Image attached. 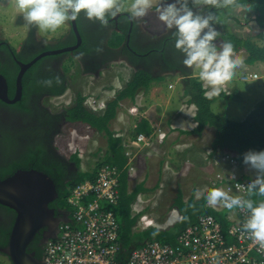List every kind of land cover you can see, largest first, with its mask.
I'll list each match as a JSON object with an SVG mask.
<instances>
[{"label": "trees", "instance_id": "trees-1", "mask_svg": "<svg viewBox=\"0 0 264 264\" xmlns=\"http://www.w3.org/2000/svg\"><path fill=\"white\" fill-rule=\"evenodd\" d=\"M2 1L4 0H0V3ZM188 6L196 14L206 15L209 12L213 14L214 20L212 24L213 26L216 25L218 28V36L216 37L218 49L223 41H231L234 52H243L245 54V63L247 65L254 66L257 64H264V0H231L230 3L222 7H213L206 3L205 0H188ZM236 9L246 14L247 22H251L255 25L256 34L254 36L239 37L231 32L228 26V20L234 21L237 24H239L238 22L240 20L237 15L232 17L231 12ZM17 23L27 24L23 16L17 17ZM78 25L83 38V32L79 22ZM27 26L30 30L26 42L34 41L37 38L36 33L38 28L34 25L27 24ZM174 32L175 30L168 36L167 45L164 43L158 48L159 50L164 46H169L171 52L182 54L181 51L177 50L175 47L176 37ZM68 41H70L71 45L76 43V36L73 32L69 36ZM94 42H96L94 38L89 40L88 45H85L83 41L79 51L86 54L91 50H96L98 44L95 45ZM120 44L119 42L118 45L113 47H117ZM14 53H16L15 50L11 48L7 42L0 48V73L7 78L10 98L14 96L15 79L18 72V63L16 64L13 59ZM34 55L36 56L37 53H34ZM34 55L28 61H24L22 56H19V60L22 62H29L35 57ZM53 59L54 57L52 56L41 59L30 70L26 71L23 77V98L20 102L14 105H7L0 101V108L20 110L23 112L21 117L23 118L24 126L28 128L27 133L23 136V144L21 145L23 152H21L18 157L16 154L15 157L12 158L11 164L8 166L7 170L0 169V179L13 175L19 169H36L44 172L54 181L59 194L58 199L50 203V208L64 209L66 217L71 218V208L67 203V198L71 190L86 180H93L96 170L94 172L79 171L77 175H69L66 164L62 162L60 158L51 155L46 145L38 138L42 134L40 131L43 130V123L50 126V119H54L60 123L62 119H65L68 122L86 124L107 138L109 146L108 155L100 161L99 167L103 164H110L124 169L120 177L119 201L117 205L112 206V210L120 226V252L117 258L119 264H127L131 252L145 246L149 241L157 240L162 243L176 245L179 234L187 227L195 224L202 215H213L217 220L222 222L223 227L226 228L227 225L223 215L207 207L205 195L198 200L191 197L185 202L183 195L179 193L173 207L177 208L181 214L182 218L180 221H177L173 227L166 230L149 227L144 229V231L142 230V232H136L140 231L136 228H139L138 222L142 213L133 215L132 205L136 201L137 195L144 190V183L130 190L129 177L127 170H125L128 163V159L125 156L127 148L122 145L121 138L114 136L110 126L117 116L120 103L125 99L134 100L140 91H147L150 88V84L155 80L152 77L153 74L144 69H139L124 89L118 91L116 98L108 102L103 111L94 112L89 109L85 105L87 97L82 93H77L71 106L65 107L59 113H54L47 110L46 105L48 101L46 104L44 102L43 105L39 102V95L42 96L41 92L44 88L43 84L47 83L48 80L44 78L43 80L37 81L34 77L31 78V74L37 71V68H39L43 62L45 63L46 60L53 61ZM15 66H17V68H15ZM87 70L90 72L92 71L89 69ZM181 72L183 73L182 83L184 87V96L188 98L189 104L197 108L195 116L197 126L192 131L193 134L200 136L206 128H211L214 132V139L212 141L213 153L219 150L230 153L242 166H247L243 163V155L245 153L248 151L264 150V97L258 100L250 109L248 108L249 111L242 118L221 115L214 111L213 106L222 95L208 97L206 95L207 91L201 80L193 77L192 72L189 70L182 69ZM53 78L55 86L57 87L53 89L51 96L60 97L68 90L67 80L63 77ZM34 95H38V97L34 98ZM234 96L233 94L225 97L232 100ZM38 124H40V126ZM147 125L148 122L146 120H141L136 130L137 135L140 134L141 131L149 135L150 132L147 130ZM31 129H33L32 132ZM52 130L53 127L50 129V133ZM57 131L58 129H56V133H58ZM0 138L4 142L14 143V132L9 131L5 133V135L1 134ZM75 157L78 160L76 162L77 166L79 165L80 167L78 153H76ZM258 175L264 174L258 173ZM247 199L251 200L254 206L259 203H264V195H260L258 192L250 193ZM0 207L8 214H12L14 216L13 218H15V213L11 209L2 205H0ZM11 228L12 225L9 230L5 232V242L0 243L3 247L7 245ZM39 239L40 235H37L29 246L28 251L35 252L37 258L43 259L45 246H43L42 249L35 247V243Z\"/></svg>", "mask_w": 264, "mask_h": 264}, {"label": "crops", "instance_id": "crops-1", "mask_svg": "<svg viewBox=\"0 0 264 264\" xmlns=\"http://www.w3.org/2000/svg\"><path fill=\"white\" fill-rule=\"evenodd\" d=\"M24 28L26 30L27 27ZM66 28V32H69L68 22ZM172 30L174 29L163 28L153 35L147 33L150 37L161 35L159 37L162 38L171 34L170 31ZM64 35L66 33H63L62 36ZM54 39H56L55 34L54 38L53 35L45 38L47 41H54ZM236 54L243 59V64L235 69L231 79L217 85L218 91L215 92L212 91V85L199 78V69L196 66H192L188 70L192 72L193 77L203 82L208 97L222 95L213 106L216 113L242 118L251 107L246 112H240L242 109L237 108V112L232 114L224 108L220 109V106H224L228 101H233V99L229 100L225 96L236 94L237 83L243 82L241 81L243 74H259L257 69L260 68L261 71H264V64L249 66L245 63L246 56L243 52ZM175 69L172 66L171 69L162 73L150 72L155 79L150 84V88L147 91H140L134 100H123L120 103L117 116L110 126L114 136L121 138V143L125 148L130 146L135 155L133 159L135 170L134 172H127L130 190L144 183V190L137 195L136 201L132 205V213L133 215L139 213H142L141 216L147 215L149 219L154 220V225L151 227L162 230L173 227L182 218L178 209L173 207L178 194L183 195L185 202L191 197L200 199L215 177V173L220 169V165L216 163L217 161L211 160L212 155H210L214 139L213 130L206 128L200 136L192 132L197 126L195 122L197 108L189 104L188 98L184 96L183 73L181 72L183 68ZM129 71L133 72L131 77H127ZM136 72L137 70L125 63L107 64L104 70L98 73V76H91L86 73L77 74L78 76L76 74L70 75L68 90L78 88V92L88 97L86 102L92 103L93 107L97 104L103 111L108 102L116 98L118 91L124 89ZM170 85L173 86L170 87ZM141 120L148 122L146 127H148L147 130L150 134L141 131L146 136H151L157 128L171 130L175 127V130L170 133L164 143L154 141L151 147L143 145L135 147L132 143L135 141L136 130ZM88 130L93 133V136H86L87 149L82 156L80 155L81 172L97 170L100 161L108 155L109 151L107 138L91 127H88ZM91 141L102 148L100 155H92L93 152L90 151L89 147L93 146L94 143ZM198 191L199 195L197 194Z\"/></svg>", "mask_w": 264, "mask_h": 264}, {"label": "built area", "instance_id": "built-area-1", "mask_svg": "<svg viewBox=\"0 0 264 264\" xmlns=\"http://www.w3.org/2000/svg\"><path fill=\"white\" fill-rule=\"evenodd\" d=\"M258 74H244L242 81L257 80ZM175 130L157 128L151 136L138 134L133 146L151 147L154 141L164 143ZM128 159L125 170L134 172L133 154L126 146ZM213 161L220 165L205 192L219 188L231 196L248 200V185L257 173L242 166L230 153L210 151ZM124 169L116 165L103 164L96 170L93 180H86L73 188L67 198L71 218L65 219L55 238L50 239L44 249V264H119L120 226L112 206L118 204L120 177ZM204 195V194H203ZM221 213L226 222L213 215H202L177 237L171 245L157 240L131 252L127 264H264V246L253 240L244 229L250 215L246 209H227L222 203L209 205ZM154 225L147 215L139 219V228Z\"/></svg>", "mask_w": 264, "mask_h": 264}, {"label": "clouds", "instance_id": "clouds-1", "mask_svg": "<svg viewBox=\"0 0 264 264\" xmlns=\"http://www.w3.org/2000/svg\"><path fill=\"white\" fill-rule=\"evenodd\" d=\"M9 2L10 0L2 1L0 7L9 5ZM205 2L213 7H222L230 3L231 0H205ZM150 7L151 0H132L129 13L121 10V6L117 3V0H16V8L23 14V18L27 24L34 25L43 32H55L67 22L76 21L81 13L87 19L97 21L101 25H106L108 18L115 17L116 15L131 17L138 22L137 18L144 17ZM159 19L168 29L175 30V47L184 55L183 64L189 68L196 66L199 69V78L207 84L212 85V91H218L216 86L231 79L235 69L243 64V59L234 52L231 41H223L218 49L216 41L218 30L212 24L214 16L211 12L206 15L196 14L189 8L188 0H173L171 3H168L166 0L160 11ZM140 27L144 30L142 24ZM174 30L170 31V33L172 34ZM144 32L145 34L147 33L146 29ZM37 33V39L39 40L41 37ZM71 33L70 27L68 34L71 35ZM122 36L124 38L123 34ZM168 36L154 38L159 39L158 43H160V40L164 42ZM0 40L2 41V39ZM42 41L49 42L43 39ZM2 42L5 43L7 41ZM7 43L9 44V42ZM73 52L65 53V56L72 57ZM75 61L81 67L82 74L86 73L91 76H98V73H101L107 65L90 72L83 68L80 62ZM258 79H260V76ZM250 81L256 80L246 82ZM85 105L91 106L87 107L92 111L95 110L92 108V103L85 102ZM243 163L247 165L245 167H250L259 174H264V150L248 151L243 155ZM248 191L249 193L258 192V194L264 195V175H257L255 180L248 185ZM197 194L199 195V191ZM204 195L209 205L222 203L227 209L239 208L248 210L250 215L243 227L250 233L254 241L264 246V203L254 206L251 200H246L239 196H231L219 188L209 189Z\"/></svg>", "mask_w": 264, "mask_h": 264}, {"label": "flooded vegetation", "instance_id": "flooded-vegetation-1", "mask_svg": "<svg viewBox=\"0 0 264 264\" xmlns=\"http://www.w3.org/2000/svg\"><path fill=\"white\" fill-rule=\"evenodd\" d=\"M78 22L84 23L86 28L90 30V39L96 37L99 40V45L96 50H91L89 53L85 54L80 52L78 49L77 51L72 53V57H76L81 66L86 70H98L100 67L105 66L106 64H114L115 62L128 64L137 71L139 69H144L148 72H153L154 74L169 70L172 68V66H174L176 69H179V67L186 70L189 69V67L183 64V54H180L178 52H171L169 46H164L160 50L157 49L156 45L159 44V40L146 35L144 30L141 29L137 20L132 19L131 17L116 15L115 17H109L108 23L106 25H101L97 21L87 19L84 14L81 13L78 17ZM111 31H118L119 33L123 34L125 42L123 41L116 48L106 47V40L110 36ZM69 36L70 35L61 37V39L59 40L60 43H63V46L61 48L69 47L71 45L70 41H68ZM164 43L167 45V39L164 40L163 44ZM3 44L5 43L0 40V48ZM52 44L53 43H51V41L44 42L42 40H38L37 38L34 41L25 42L20 49L21 52L19 54H17V52L13 54V59L17 64L18 61H20L19 56H22L24 54L34 55V53H37V51L40 48L44 47V45L47 46ZM52 46V49L60 48L59 46H57V44H53ZM56 57L53 59V61L46 60L45 63L43 62V64L39 66L38 70L34 71L31 74V78L35 77L37 80H43L45 78L48 80L47 83L43 84L44 88L41 92L42 96L39 95V102L42 105L44 104V102L46 104L48 100L55 98L51 96V92H53V89L57 87L55 86L53 77H63L64 79H66L65 74L62 70L63 64H61L62 60L65 58V54L57 55ZM17 66L19 71L20 66L18 64ZM17 66H15V68H17ZM36 97H38V95H34V98ZM47 110L49 112H52L49 107H47ZM22 115L23 112H21L20 110L0 108L1 121L14 123V125H16L17 123L23 125L27 133L28 128L24 126L23 118L21 117ZM49 122L50 126L46 125L45 123L42 124L43 130L40 131L42 132V134L38 138L46 145L51 155L60 158V160L66 164L69 175H77L80 171L79 165L77 166V163L72 161V159H70L69 157H65L63 154L59 153L57 151V148L55 147V141L57 137L62 135L63 128L68 123V121L62 119V122L60 123L54 119H50ZM38 125L40 126V124ZM52 127L53 130L50 133V129ZM56 129H58V133H56ZM32 131L33 129H31V132ZM2 149L4 148L2 147ZM21 152H23L22 149L17 152V157ZM14 157L15 156L12 155L11 157L5 158L4 163H0V169L7 170L8 166L11 164L12 158ZM52 209L55 210V217L59 222L58 226L53 229V232L58 234L60 224L66 219V212L61 208ZM13 217L14 216L12 214H8L4 209L0 207V243L5 242V232L9 230L11 225L13 226V220H15V218ZM50 231L51 229L46 227L38 234L40 235V239L35 243V247H39L40 249H42L43 246L46 245V243L50 240L48 239V237H46V234ZM2 248L4 247L0 245V251Z\"/></svg>", "mask_w": 264, "mask_h": 264}, {"label": "rangeland", "instance_id": "rangeland-1", "mask_svg": "<svg viewBox=\"0 0 264 264\" xmlns=\"http://www.w3.org/2000/svg\"><path fill=\"white\" fill-rule=\"evenodd\" d=\"M165 2L166 0H151V7L147 10V14L144 17L137 18L139 25L141 26L142 24L144 30L146 29L147 32L151 35L161 31V29L163 28H167L163 24V22L159 19L160 11L162 9V6H164ZM167 2L171 3L173 1L167 0ZM9 3H10L9 5H3L2 7H0V39H2V41L9 42L11 47L14 50H16L17 54H19L21 52L20 49L22 45L27 40L28 37L27 29L29 31V27L27 26L26 23H22V24L17 23V17L23 16V14L20 13L19 10L16 8V0H10ZM117 3L120 4L122 11H127L130 13L129 9L132 0H117ZM231 13H232V17L237 15L238 18L240 19L238 22L239 24H237L234 21L228 20V26L231 32H233L239 37L254 36L256 34L255 25L252 24L251 22H247V16L245 13H242L241 10H237V9L232 11ZM24 27H27L26 30ZM80 27L83 32V41L85 45H88L91 36L90 30L86 28L84 23H80ZM214 27L218 30L216 25ZM66 30L67 28L65 24L55 32H43L38 29L37 34L41 37V39L39 40L42 39L45 40V38H48L49 35H53L54 38V34H55L56 39H54V41L51 43L57 44V46L61 48L63 43H60L59 39L61 38L63 33H67V35H69L68 34L69 32H66ZM110 33H111L110 36L106 40L107 43L106 47L113 48V46L118 45L119 42L120 43L123 41L125 42L122 34L119 33L118 31H114V32L111 31ZM159 36L161 35H158L156 38H161ZM94 41H96L94 42L95 45L97 44L99 45L98 38L95 37ZM52 45H47V46L44 45V47L40 48L37 51V53L42 49H44L42 51H45L47 49L48 50L52 49L53 48ZM162 45L163 42H161L160 40V43L157 44L156 47H160ZM32 56L33 55L30 54H26V55L24 54L22 55V59L24 61H28ZM52 57L55 58L56 56H52ZM75 60H77L76 57H68V56H65V58L62 60L61 63L63 64L62 70L63 73H65L66 79L67 77L69 78V76L72 74L79 75L83 73L81 67L76 63ZM115 64H123V63L115 62ZM257 70L259 71L260 79L251 82L237 83L238 90L233 98V101H228V103H226L224 106H220V109L224 108L225 110L230 111L232 114L236 113L238 109H242V111L240 112H246L248 108L254 105L253 103H257L258 100L264 97V71H261L260 68ZM129 72L130 73L127 75V77H131V75L133 74L132 71ZM34 79L37 80L35 77ZM172 86L173 85H170V87ZM77 89L78 88L72 89L71 91L66 92L64 95L60 97L48 100L47 107H49L52 110V112L59 113L65 107L71 106L73 104L74 98L77 95V93H81L78 92ZM92 108H94L95 109L94 111L96 112L101 111L100 109L101 107L97 106V104ZM9 131L14 132V143H8L7 141L4 142L0 138V163H4L5 158L11 157L12 155L15 156L17 154V152L22 148L21 145L23 144V136L26 133V129L23 127V125H20L18 123L14 125V123L4 122L0 120V135L1 134L5 135V133H8ZM86 136H91V137L93 136V133L88 130L86 124L68 122L63 128L62 135L57 137L55 141V147L57 148V151L59 153L63 154L65 157H69L70 159H72V161L77 162L78 160L75 157L76 153H78V156L80 158V155L82 156L84 151L87 149L88 143ZM91 142L94 143L93 141ZM2 147L4 149H2ZM89 149L90 151L93 152L92 155L95 156L100 155L102 151V148L99 145H95V143L93 146L89 147ZM253 171L255 172V174L257 173L255 170ZM136 229L140 230L136 232H142V230L144 231V229L138 227ZM0 255H1L0 264H10V261L8 260L7 256L3 254Z\"/></svg>", "mask_w": 264, "mask_h": 264}, {"label": "water", "instance_id": "water-1", "mask_svg": "<svg viewBox=\"0 0 264 264\" xmlns=\"http://www.w3.org/2000/svg\"><path fill=\"white\" fill-rule=\"evenodd\" d=\"M69 24L76 36L74 45L42 51L29 62L18 61L20 67L15 79L13 98L9 97L7 78L0 73V101L14 105L22 100L23 77L26 71L41 59L73 52L81 47L83 38L78 20L70 21ZM58 197L54 181L47 174L36 169H19L13 175L0 179V205L15 213L7 245L0 251L7 256L10 264H44L43 259L37 258L35 252H29L28 248L46 227L51 229L46 234L48 239L57 236L53 229L59 222L55 217V210L49 205Z\"/></svg>", "mask_w": 264, "mask_h": 264}]
</instances>
